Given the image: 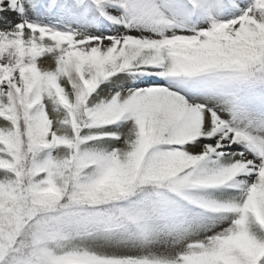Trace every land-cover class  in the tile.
Instances as JSON below:
<instances>
[{
	"label": "snow or ice",
	"instance_id": "1",
	"mask_svg": "<svg viewBox=\"0 0 264 264\" xmlns=\"http://www.w3.org/2000/svg\"><path fill=\"white\" fill-rule=\"evenodd\" d=\"M0 264H264V0H0Z\"/></svg>",
	"mask_w": 264,
	"mask_h": 264
}]
</instances>
